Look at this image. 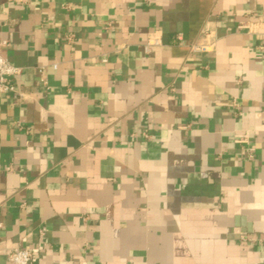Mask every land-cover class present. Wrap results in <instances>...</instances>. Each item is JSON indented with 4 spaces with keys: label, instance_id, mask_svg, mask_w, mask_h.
<instances>
[{
    "label": "crops",
    "instance_id": "1",
    "mask_svg": "<svg viewBox=\"0 0 264 264\" xmlns=\"http://www.w3.org/2000/svg\"><path fill=\"white\" fill-rule=\"evenodd\" d=\"M0 41V264H264V0H0Z\"/></svg>",
    "mask_w": 264,
    "mask_h": 264
},
{
    "label": "built area",
    "instance_id": "2",
    "mask_svg": "<svg viewBox=\"0 0 264 264\" xmlns=\"http://www.w3.org/2000/svg\"><path fill=\"white\" fill-rule=\"evenodd\" d=\"M154 42H157L154 39ZM2 42L0 41V44ZM151 41L147 44L146 50H149ZM56 66V65H54ZM21 69L11 64L7 58L0 53V92H16V85L12 82V78L20 73ZM3 228V222L0 219V231ZM8 259L11 264H31L33 252L27 247H16L10 250Z\"/></svg>",
    "mask_w": 264,
    "mask_h": 264
}]
</instances>
